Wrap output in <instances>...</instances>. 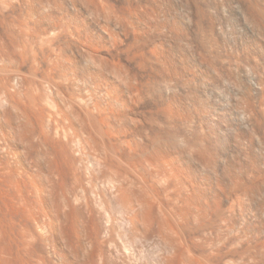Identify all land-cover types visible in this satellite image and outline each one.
Segmentation results:
<instances>
[{"label": "bare ground", "instance_id": "1", "mask_svg": "<svg viewBox=\"0 0 264 264\" xmlns=\"http://www.w3.org/2000/svg\"><path fill=\"white\" fill-rule=\"evenodd\" d=\"M121 1L124 6L122 4L121 8H115L124 9V13L120 14L121 16L124 14V21L117 15L113 28L116 30L121 26L120 20L124 22V41L121 38V42H124L126 61L123 108L125 193L127 183L129 185L131 181L132 186L140 183L139 185L143 188L140 187L141 191L146 192V202L149 206L158 205L157 209L163 215L161 225L166 227L165 230H171L167 234V239L165 238L166 242L169 241L167 243L170 244L171 250L169 246L168 248L171 255L165 261L163 259L164 264H264V0ZM104 2L108 3V0H55L54 4L62 10H67L68 13L75 14L74 19L78 22L83 19L78 17L80 9L81 12L88 9V12H85L88 14L96 12L95 9L106 11L105 5L109 9L108 5L111 3ZM97 14L99 15L100 11L95 13V16ZM108 14L103 16V22L109 27L112 25L111 19L114 12L111 17ZM90 15L94 16L91 13ZM71 21L68 29L72 24ZM103 22L99 25H104ZM86 23L85 25L83 21L84 27L93 25L91 21ZM76 25L79 26V23ZM107 26H102L101 29L95 26L99 31L101 30L98 34L99 38L96 36L92 38L98 32L96 30L92 34L87 33L84 37L92 38V42L89 41L90 39L88 41L85 39L87 43H90L87 45L85 41L82 43L86 45V48H83L85 52L102 64L109 61L108 57L105 58L100 53L102 45L111 57L113 53L114 55L123 53L119 46L121 42L119 43L117 35L115 36L118 31L113 30L115 33H112L113 31L111 32ZM54 28L51 27V30ZM61 28L58 27L57 30ZM77 28H74L75 31H79V27ZM70 31H67L68 34ZM67 32L63 31L66 34ZM78 33L75 37H79ZM75 37L71 39H77ZM65 39L69 38L65 37ZM98 43L103 44L98 47ZM64 54L60 62L65 61V65L67 62L75 64L73 66L68 64V66H72L73 69L75 66L83 76L87 77V86H85L87 91L93 90L94 93L96 89L95 91L103 92L102 94H105L104 97L107 96V98L112 95L111 90L114 85L108 82L111 79L109 75H104L103 67H100L101 63L98 70L96 66H94L95 69L90 65L84 67L86 64L82 66L78 59L74 62L76 60L74 57L77 55L72 54L75 55L71 56L74 58L72 60L69 54L68 58ZM113 60L116 59L113 58ZM113 60V63L107 62L108 65L111 64L109 69H112L114 74L112 75H122V63L120 61L115 63ZM60 66L59 68L62 67ZM108 67L107 70H109ZM64 69L62 73L59 69L58 76L61 75V80L75 81L71 75L69 78L68 69ZM76 69L74 73L78 71ZM89 77L90 81L87 80ZM82 78L80 76V79ZM116 96H113L114 101L118 103L121 99ZM141 105L145 107L143 111L138 109ZM233 119L238 124L241 123L243 128H237L238 124ZM233 123L237 124V127ZM113 137V140L116 139L114 135ZM119 139L121 141L118 137ZM179 153L184 156L180 157ZM168 188L172 191L170 192L172 198L169 196L170 201H166L164 196ZM36 190L34 196L39 198L36 200L39 204L40 202L43 205L46 204L44 189ZM129 208L131 209L128 210L127 207V211H131V214L138 209H135L133 205ZM135 212L138 214L137 211ZM138 215H133L132 219L135 223L133 227L138 221ZM128 216L132 217L129 214ZM150 217H153L151 213ZM153 219L156 218L153 217ZM138 222L140 223L137 224L142 225L141 221ZM138 228L140 229V226ZM164 244L166 246V243Z\"/></svg>", "mask_w": 264, "mask_h": 264}, {"label": "rangeland", "instance_id": "2", "mask_svg": "<svg viewBox=\"0 0 264 264\" xmlns=\"http://www.w3.org/2000/svg\"><path fill=\"white\" fill-rule=\"evenodd\" d=\"M54 2L55 0H0V264H164L163 259L165 261L171 255L170 244L167 243L169 241H165L171 230L167 229V231L165 230L166 227L161 225L163 215L157 209L158 205L153 206V208L146 202L147 195H145L144 190L141 191L142 185H139L140 183H135L136 185L132 186L131 181L129 185L126 182V193L123 184L124 64H126V61L124 59V42H121V38L124 41V14L121 16L124 9H117L121 8L123 3L121 0H108V3H111L108 5L109 9H107V5H105L106 11H104L105 9H95L96 12H90L94 16L85 13L88 12V9L87 11L82 9L84 12H81L80 9L79 15L76 14L84 20L77 22L74 19L75 14L68 13L67 10L55 6ZM98 10L101 15L97 14L95 16V13H99ZM103 11L106 14L109 12V17L115 16H112V25L109 27L103 22V16L106 15ZM113 12L114 14H112ZM84 13L90 16L87 17ZM117 15L123 21L120 20L121 26L115 30L113 22ZM70 20H72L71 23L74 26L70 24V29H68ZM89 20L93 24L92 27H84L87 24L86 22L90 23ZM83 21L85 25L82 24ZM102 22L105 23L102 26H107L108 29H111V32L113 30L118 31L115 36L117 35L119 43L121 42L119 46L123 53L120 52L121 54L114 55L112 51L114 57H111L105 47L101 46L104 42L98 43V47L101 46L100 53L105 58L108 57V63H113V58L116 59L113 60L115 63L120 61L123 65L121 66L122 75L118 74L117 76L116 72L113 71L116 74L113 76L112 69H109L111 64L108 65L107 62L102 64L83 49L90 43L86 42L90 38L86 39L84 37L87 33L96 32L98 26L101 29ZM76 23H79V26ZM57 25H61L63 28L58 26L61 29L57 30ZM51 27L55 28L51 30ZM77 27H79V31H75ZM84 28L87 29L86 32ZM81 29H83V32ZM89 29H92V32ZM65 30L66 32L71 30L74 33L71 31L69 32L71 35L68 32L67 34L63 33ZM80 31L86 34H82ZM99 32L101 30H98L92 38H99ZM77 33L79 37H75ZM65 37L69 39H65ZM74 37L79 39H71ZM92 38L89 41L93 40ZM81 39L82 41H79ZM83 41L86 42L85 46L82 44ZM71 42L72 44H70ZM76 45L79 47H76ZM62 54L67 58L68 56L73 58L77 55L78 58L75 56L76 60L74 58L72 60L75 62L78 59L82 66L86 64L84 67L96 66L98 70L102 64L100 67H103L104 75L107 74L111 81L114 80V82L108 81L114 85L113 90H111L112 95L107 98V96L104 97L103 92L95 91L96 89H94V93L93 90L87 91L85 88L87 77L83 76L75 66L74 69L78 71L74 73L75 70L72 68L75 65L74 63L67 62L65 65V61L60 62L62 61ZM118 56L120 59H118ZM68 64L72 66H68ZM59 65H63L60 66L62 69L67 66L68 73H66L69 78L72 76L75 81H62L61 75L58 76L60 72H63ZM107 66H109V70H107ZM80 76L83 78L80 79ZM73 84L74 86H72ZM113 96H119L121 100L117 103L114 101ZM93 98H97V100ZM105 100L109 102L107 103ZM84 101L87 105L84 104ZM143 108L145 107L141 105L138 109L143 111ZM104 116L106 119H104ZM25 122L26 124H24ZM235 123L238 124L236 120ZM235 123H233L235 127L243 128L241 123L238 125ZM107 130L108 133H106ZM107 135L109 136L107 137ZM113 135L116 138L114 140ZM117 136L121 138V141L118 140ZM182 155L179 153L180 157ZM114 164L115 167H113ZM109 183L111 184L109 185ZM120 184L123 186L121 187ZM26 185L28 186L26 187ZM130 186L132 187L130 188ZM36 189H44L47 205H43L41 202L39 204L36 200V198L39 199L37 195V197L34 196ZM120 191H124V193H120ZM168 191L172 193L171 188H168ZM168 191H166L167 194L166 192L164 194L166 201H170L172 198L171 193L169 194ZM142 201L145 203L143 204ZM129 202L131 203L129 204ZM130 205H133L135 209L138 208L135 211L139 215L135 211V213L132 211V214L131 211H129L130 213L127 211V207L128 210L131 209L129 208ZM154 205L156 204L154 203ZM41 207L42 209H40ZM133 213L139 217L143 216V218L137 216V220L141 221L142 225L137 224L140 222L136 220V225L133 227L135 224L132 219ZM150 213L156 219L151 218ZM128 214L132 217L130 218ZM148 219L151 222L150 224ZM152 219L155 221L153 222ZM164 231L167 233L165 234ZM161 233L165 235L163 236ZM164 243H166L167 248H165ZM73 247L75 248L73 249Z\"/></svg>", "mask_w": 264, "mask_h": 264}]
</instances>
